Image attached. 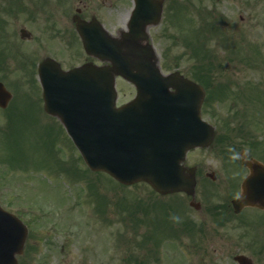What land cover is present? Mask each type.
<instances>
[{
  "label": "rangeland",
  "instance_id": "rangeland-1",
  "mask_svg": "<svg viewBox=\"0 0 264 264\" xmlns=\"http://www.w3.org/2000/svg\"><path fill=\"white\" fill-rule=\"evenodd\" d=\"M8 1L14 5L16 0H0V6H6L7 3L4 2ZM27 1L28 10H32L35 3L41 0ZM192 1H202L205 9H208L206 4L210 9L216 8L220 13L216 16L221 25L226 23V36L218 31L220 37H211L221 26L215 24L218 28L209 29L208 18L207 21H202L209 38L205 42V29L199 27L203 17L202 9L195 10L192 21L195 23H191L187 32L189 13L185 8L191 5L189 0H167L163 21L150 28V36L164 71L173 72L179 67L185 75L193 78L201 75L196 70L207 69L202 66L214 64L203 58L207 52L198 47L205 45V49L211 48L210 40L215 39L214 44L217 41L220 43L216 47L214 45V48L226 51L220 53L222 59L219 61L225 63L229 73L219 78L217 77L223 73H209L210 82L213 81L210 86L216 84L214 81H224L230 88L227 96L222 92L209 95L207 109L211 119L209 116L207 119L213 125L216 122L218 127L215 144L208 150L191 153V161L187 163L189 166L199 165L202 173L196 194L197 201L202 205L201 210L190 207L192 199L184 194L178 197H160L149 185L143 183L120 189L104 175H90L69 138L62 133H55L51 127L40 126L41 129L36 131L35 125L28 120L30 116L27 109L18 111L16 124H12L6 135V126L4 122H0V162L3 163L0 164V194L22 192L37 199L43 198L44 211L55 214V217L59 214L60 207L62 218L57 215V222L60 223V219H63L62 225L72 227L73 232L71 234V229H65L66 236L71 237L69 241L66 240L68 243L64 257L58 264H142L141 259H150V264H237L234 256L239 253L249 254V239H242L243 232L249 235V228H245L243 222L253 220L255 211L247 210L237 216L231 214V223L227 226L217 223L211 213L215 212L212 207L221 206L227 195L240 193V185L247 175L246 171L236 165L240 161V152L237 158L234 154L247 147L251 141L243 138L233 142L237 136L233 132L236 129L232 131L233 125L237 124L238 130L244 125L245 131L257 134L264 143V0ZM178 3L187 19L186 15H179L178 19ZM133 7L134 0H46L45 16L55 17L63 25L73 29L72 17L80 8L84 18L98 17L109 32L117 35L120 30L125 29ZM17 16L21 19L24 15L17 13ZM163 35L172 40H166ZM187 38L194 40L196 49L193 44H189ZM225 39L230 40L228 42L233 44L234 50L228 49L224 44ZM17 40L22 46V39L18 37ZM173 40L177 48L171 46ZM67 41L68 37L51 41L49 55L59 59L65 66L83 62L86 59L83 49H70ZM256 49L260 50V55ZM236 50L234 63L233 54ZM179 53L183 55L180 56ZM239 88L243 95L241 100L236 101ZM117 89L119 103L126 102L135 94L120 79ZM241 114L243 125L239 121L241 117H237ZM43 133H46L45 136L40 135ZM222 145L228 148H223ZM230 148L233 153H230ZM228 155L234 157L230 161L225 160ZM72 169L81 178L78 188L71 179L76 177L74 173L69 176L62 173ZM206 172H215L216 182L207 178ZM86 174L97 183L96 186L90 178H84ZM86 182L89 183L90 193H87ZM107 199H110L108 213ZM180 209L184 218L188 215L198 225L204 223L206 234L191 236L195 230L183 217L179 220L180 214H183ZM142 216L145 222L140 220ZM155 217L157 221L154 222ZM53 219L55 218L48 220L47 224ZM240 223L243 229L233 228Z\"/></svg>",
  "mask_w": 264,
  "mask_h": 264
},
{
  "label": "water",
  "instance_id": "water-1",
  "mask_svg": "<svg viewBox=\"0 0 264 264\" xmlns=\"http://www.w3.org/2000/svg\"><path fill=\"white\" fill-rule=\"evenodd\" d=\"M162 8V1L136 0L130 32L122 41H114L111 56L102 54L113 67L87 65L63 72L49 60L41 68V79L47 111L62 118L93 170L105 171L124 184L146 181L161 194L194 195L195 172L187 174L182 162L190 149L210 146L215 132L201 119L204 93L179 73L163 77L153 48L142 44L147 40L143 28L159 23ZM78 27L88 52L101 55L95 50L99 41L92 34L94 27L84 21ZM116 75L131 80L138 90L136 99L121 108L116 107ZM247 165L253 175L244 184L242 198L234 203L237 212L246 205L264 204V167ZM12 218L0 209V264H16L20 243L14 237L9 245L7 229L14 224Z\"/></svg>",
  "mask_w": 264,
  "mask_h": 264
},
{
  "label": "flooded vegetation",
  "instance_id": "flooded-vegetation-1",
  "mask_svg": "<svg viewBox=\"0 0 264 264\" xmlns=\"http://www.w3.org/2000/svg\"><path fill=\"white\" fill-rule=\"evenodd\" d=\"M72 27L75 31V26L72 25ZM22 30L30 32L26 39L21 38ZM49 32L50 28L44 18L18 19L13 16L12 12L0 10V83L11 93L10 96L1 90L0 117L7 123L12 122L17 119V111L27 109L30 116L28 120L35 125L36 131L43 126L51 127L55 133H66L58 117L45 113L44 90L36 75L39 59L49 53ZM69 34L75 36L72 29ZM18 37L22 39V46L18 43ZM57 39L59 40V37ZM18 50L24 56L19 62L15 58ZM17 73L20 75V80H18ZM17 95L22 98H17ZM248 158L259 159L258 155L250 154ZM240 164L242 166L241 160ZM243 170L247 172V175L250 173L246 167ZM205 175L208 177L207 172ZM241 192L242 184L240 185ZM239 195L226 197L224 204L230 206L232 200ZM0 201H3L7 210H12L27 226L24 252L18 257V264H58L62 262L66 248L65 229L62 224L57 223L55 219L51 221L54 224H47L51 217L43 215L42 209L35 208L38 203L34 198H24L22 194L12 193L2 195ZM251 208L257 210L256 207ZM260 212H262L260 216H252L253 224L247 247L250 264H264V210Z\"/></svg>",
  "mask_w": 264,
  "mask_h": 264
}]
</instances>
